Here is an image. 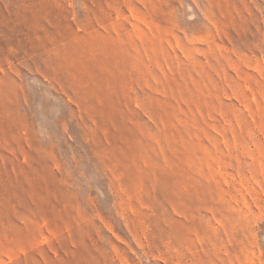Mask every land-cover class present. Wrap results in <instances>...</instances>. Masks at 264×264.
Returning a JSON list of instances; mask_svg holds the SVG:
<instances>
[{
	"label": "rangeland",
	"instance_id": "1",
	"mask_svg": "<svg viewBox=\"0 0 264 264\" xmlns=\"http://www.w3.org/2000/svg\"><path fill=\"white\" fill-rule=\"evenodd\" d=\"M0 264H264V0H0Z\"/></svg>",
	"mask_w": 264,
	"mask_h": 264
}]
</instances>
